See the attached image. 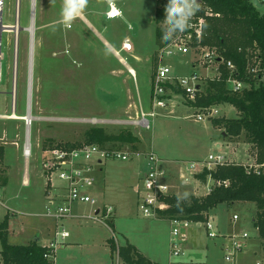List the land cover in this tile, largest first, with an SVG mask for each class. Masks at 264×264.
Returning a JSON list of instances; mask_svg holds the SVG:
<instances>
[{
	"label": "rangeland",
	"instance_id": "obj_1",
	"mask_svg": "<svg viewBox=\"0 0 264 264\" xmlns=\"http://www.w3.org/2000/svg\"><path fill=\"white\" fill-rule=\"evenodd\" d=\"M115 1L117 4L119 1L124 2L123 8L119 6L123 9V18L114 21L107 20V23L119 34V41L129 38L138 49L132 55L137 54L143 59V74L140 78L137 73L132 81L134 84L138 81V86L143 89L146 99L150 101V91L158 68L154 67L156 31L157 28L163 29L164 27L163 23L156 24L155 12L157 6L163 7L167 2L166 0ZM35 6L33 77L31 93H29L32 41L27 29L31 26L34 6H32V0H20V22L23 30L20 32L18 49L15 110L17 116L26 117L29 99L32 100L30 119L32 124L29 139L32 150L27 166L31 181L29 188L22 187L20 182L25 169L22 146L29 136L27 123L24 120L0 119V149L4 152L0 156V194L2 197L0 224L6 218L8 219L9 244L28 245L37 242L40 238V244L49 246L51 242H55L57 228L62 226L70 237L65 241H60L61 244L58 245L57 253L54 255L56 263L66 258L65 264H122V260L117 257L118 254L111 252V241H114L117 246H123L126 243L133 244L142 254L159 264L176 261L171 258L172 226L169 220L146 218L139 209L138 196L133 187L137 185L136 183L147 168L143 165L141 155L127 162L104 160L102 171L96 167L93 175L99 184L102 182L100 187L105 184L103 180L107 182L108 189L105 194L115 201L116 211L110 220L105 221L107 225L103 224L104 222L90 220H84L82 225H78L79 221L75 219L69 220L68 218L57 223L44 216L46 207L44 174L46 176V173L43 171L42 162L46 158V150L58 144L81 142L85 131L93 127H102L109 134H119L122 129H130L140 139V143L136 145L137 149H134L132 145L123 146L119 143H109L103 146L126 147L135 153L141 152V154L153 151L160 158L197 157L205 160L210 154L217 155L221 152L229 163L243 164L245 167L257 166L259 165L257 151L253 149L245 136L231 139L230 143H225L224 149L218 150L216 147L217 142L224 140L222 138L224 129L213 128L215 127L214 120L240 118L238 111L230 104H223L218 107V117H207L206 121L198 123L191 117L186 119L185 109L192 110L194 114L199 112L191 108L190 98L181 95L178 98L173 96L172 106L174 107L169 113L158 110L159 116L150 118L152 121L150 130L138 129L136 125L134 126V122L140 119V113L139 115L137 112L124 114L117 109L123 105L125 97V89H119L118 101L113 103L115 109L111 108L114 111L107 108L109 111L105 112L106 104L99 102V98L101 96L108 98L106 90L115 88L114 82H117V78L121 80L119 74L115 73L117 75L114 76L109 73L111 68L123 69L119 64L120 61L99 45L98 41L92 40L91 36L82 34L78 29V23L72 22L70 28L64 29L60 23L62 0H54V2L53 0H36ZM87 6L92 7L94 15L98 17L106 4L103 0H89ZM261 11L264 13V8ZM15 13L16 0H5L3 20L6 25L15 24ZM13 37V34L7 32L2 35L6 81L0 94L1 115L13 114L12 68L16 59ZM97 49L107 57V61ZM120 55L130 66L134 65L133 58H130L129 54L121 52ZM147 58H151V61L145 69L149 64L146 63ZM199 58V54L192 57H166L163 64L171 67L174 74L191 75L200 73L199 67L192 66L200 63ZM180 60H183V65L179 63ZM214 68L211 66L208 69H202L201 73L209 75V79L202 80L203 92L200 91V93L204 94L206 91L209 82L207 80L217 75ZM136 71L138 72L137 69ZM126 75H124L125 78ZM178 105L181 107L178 108ZM138 107H140L139 102ZM192 136L195 140L194 144L190 143ZM259 168L261 167H257V170ZM192 173L193 171L191 172L188 168L184 169L186 177L192 178ZM55 179L60 185L62 184L58 178ZM209 186L212 188L213 182H210ZM205 187L202 184L194 189L181 187L180 195L184 196L187 193L189 196L195 193L196 196H202L206 193ZM91 195L96 197L93 192ZM96 199L98 200V197ZM77 205H84L82 209L86 206L91 207L87 204ZM83 211L81 210L82 213ZM92 211L93 209L87 215L92 214ZM210 214L220 235H226L220 228L221 221L224 224L225 221L232 222L234 215L239 216L238 225H241L239 233L249 235L244 252L236 256V264L239 262L241 264H256L257 262L264 264V241L258 238V232L253 225V218L256 215L255 204L237 205L231 209L225 205H219ZM181 232L185 233L188 238L184 245L186 255L181 259L182 262L199 261L208 264H222L224 256L230 251L229 242L221 238L208 239L206 230L199 228L197 224H191L188 229L181 228ZM221 241L222 247H217ZM68 242H72L74 247L62 251L61 249L69 245ZM0 250H2L1 240Z\"/></svg>",
	"mask_w": 264,
	"mask_h": 264
},
{
	"label": "built area",
	"instance_id": "obj_2",
	"mask_svg": "<svg viewBox=\"0 0 264 264\" xmlns=\"http://www.w3.org/2000/svg\"><path fill=\"white\" fill-rule=\"evenodd\" d=\"M260 3L264 5V0H259ZM201 5L200 11L192 18V27L188 30L180 33H176L172 40L160 48L158 59L159 66L157 68L155 81L152 87V104L151 111L144 112L141 110L139 115V120L134 122V126L138 129L150 130L152 128V121L150 118H155L158 115V110H163L168 113V100L171 98L170 93L175 94L174 88H179L182 91V95L190 98L194 102L198 93L201 91V81L202 77L199 73H193L192 75L176 77L173 75L171 67L164 65L163 61L166 57H186L193 55H200L198 66L202 68L215 67L217 75L210 80H223V70L222 66L228 71V78L226 80L228 89L232 93H242L245 90L251 88V81L258 84L260 72H262L261 59L259 57H254L249 61L247 66L246 75L243 79L238 77V69L234 63L231 61H225L221 58L219 51L216 48H211L209 46L203 45V39L205 34V19L206 17L219 16L213 13L202 1L199 0ZM36 0H32V16H31V26L27 29L31 36V50L34 48V38H35V6ZM5 8V0H0V36L2 40L3 33L7 32L13 34V41L15 44V60L12 68V112L15 114L16 110V90H17V76H18V49L20 42V32L23 30L21 28L20 22V0H16V13H15V24L6 25L3 20ZM108 11L106 16L109 20H116L122 17V11L115 2V8L111 9L108 4ZM115 13V14H113ZM3 41V40H2ZM0 41V94L6 81V75L4 72V58L5 55L2 51L3 43ZM124 50L132 51L133 46L130 42L123 45ZM220 60V61H218ZM197 61V60H196ZM32 74V75H31ZM30 76L33 77V68ZM32 77L29 82V86L32 83ZM30 79V77H29ZM209 79V78H208ZM210 80H207L210 82ZM178 96V95H177ZM170 97V98H169ZM219 106H211L207 108L197 109L196 107H191L193 109L199 110V112L190 113L191 118L195 119L196 122H204L207 117L215 118L219 115ZM32 110V100L29 99L27 105V115L18 120H24L27 123V128L30 130L32 121L31 111ZM205 111V112H202ZM30 118L28 119V117ZM0 119H11L10 115H1ZM28 134V133H27ZM17 147L19 144H16ZM23 147V155L26 159L31 157V147L29 142V136H27L25 144ZM144 155L147 161V169L142 177L141 184L137 188V193L139 195V209L144 217L151 219H158L160 212H163L169 208L166 199L170 197L179 196L180 193L175 192L172 185V175L169 172V168L166 166V162L159 158L153 151L147 152L145 154L135 153L134 151L126 147H105L98 144H81L77 147H68L65 144H58L56 146L49 147L46 150V158L43 161V169L46 173V179L49 183L58 180L64 182L67 191V200L64 204H58L54 199L49 198L48 203L45 207L44 216L53 219L57 223L70 218L73 216V206L76 204H87L92 207L93 211L90 215H84L81 217L82 220H90L92 222L105 223L106 220H110L114 214V207L112 206H101L99 201L94 198L90 193L89 189L95 184L94 171L96 167L98 170L103 165L104 160H115L121 162L131 161L134 157ZM226 156L223 154L211 155L207 160L202 162H189L187 163V168L193 173L191 174L192 179H195L196 173H200L205 169L212 170L218 166H223L227 164ZM249 171H253L259 174V165L246 166ZM201 168L200 172L197 170ZM197 176V175H196ZM181 181L185 185H190V178L182 175L180 177ZM199 180V179H198ZM212 182L211 178L208 179L206 187V193L204 196L212 192V188L209 183ZM214 184V183H213ZM200 185V184H199ZM218 186L224 185L228 187L229 183L219 182ZM195 194V193H194ZM0 194V202L2 201ZM232 221L238 223L239 216L234 215ZM171 229V264H208L201 262H182L181 259L186 255L184 252V245L187 242V235L181 232V228L188 229L191 224H197L199 228H204L207 232L208 239H224L229 242L230 251L226 253L223 259V264H236V256L244 251L249 235L247 233L240 234L239 232L220 235L218 227L216 226L213 219L209 218L207 222H197L193 223L187 220H180L178 218L172 219L170 221ZM107 225V224H106ZM70 234L65 230L64 227L57 228L55 232V242H51L48 246L50 253L46 258H53L57 250L60 241L67 240ZM256 264H263L257 262Z\"/></svg>",
	"mask_w": 264,
	"mask_h": 264
},
{
	"label": "trees",
	"instance_id": "obj_3",
	"mask_svg": "<svg viewBox=\"0 0 264 264\" xmlns=\"http://www.w3.org/2000/svg\"><path fill=\"white\" fill-rule=\"evenodd\" d=\"M213 13L219 16L206 17L203 45L216 48L221 58L231 61L238 69V77L246 75L249 61L259 57L262 64L258 84L251 81V88L242 93H232L227 86L228 71L222 66L223 80H210L206 91L198 93L196 101H190L192 107L207 108L230 104L239 113L240 118L234 120H214L216 128H223L222 138L229 140L245 136L257 151V162L261 167L259 174L249 171L243 164L234 162L218 166L212 170L205 169L197 174L203 186L211 178L214 188L204 196L194 194L173 196L166 199L169 208L160 212L158 219L171 221L178 218L193 223L207 222L209 214L219 205L228 209L237 205L253 203L256 205V215L253 225L258 232V238L264 241V13L254 5V0H200ZM167 5V4H166ZM158 7L155 17L156 24H162L165 19V7ZM162 28H157L156 45L164 47L167 42L161 41ZM158 54L154 55L155 69L158 67ZM175 94H182L179 88H174ZM112 144L136 145L140 139L130 129H122L119 134H109L102 127H93L85 131L83 140L75 144L66 143L68 147L81 144ZM0 149V156L3 155ZM219 182L229 183L228 187ZM8 219L0 224V240L2 250L1 264H54L53 258H46L50 253L48 247L37 242L28 245H11L8 242ZM112 254L117 253L124 264H157L142 255L131 245L117 246L111 241Z\"/></svg>",
	"mask_w": 264,
	"mask_h": 264
},
{
	"label": "crops",
	"instance_id": "obj_4",
	"mask_svg": "<svg viewBox=\"0 0 264 264\" xmlns=\"http://www.w3.org/2000/svg\"><path fill=\"white\" fill-rule=\"evenodd\" d=\"M103 1L106 4V7L108 8V2H107V0H103ZM166 2L168 3V0H166ZM117 5H118V7L120 6L121 8H123L124 2L119 1V4H117ZM158 5H159V1H158ZM106 7H104L105 9H103L102 11H100V15L97 17V16L94 15V9L92 7L87 6V8L84 10V12L73 21V23L75 22V24L76 23L79 24L78 29L81 30L82 34L88 35V37L91 36L90 38L92 40L98 41V44L101 45L103 48H105L109 52L110 55H113L118 61H120L119 64L123 67V69H117V68H115V69L114 68L109 69V73L111 75H114L115 76V75L119 74L121 76V80L117 78V82H114L115 88H113L111 90H106V92H107L106 95H107L108 98H106L104 96H101L99 98V102L106 104L105 112L106 111H109L108 109H111V108L115 109V107L113 106V103H116L118 101L117 100V97H119L118 96V92H119L118 90L119 89L120 90L121 89H125V97H124V100H123V105H121L119 108L116 107L118 110H120L121 112H124V114L125 113L131 114V113L137 112L138 115L141 112V110L144 111V112H150L151 111L152 98H153L152 97V88H151V91H150L151 92L150 93V97L151 98H150V101H149V100L146 99V97L144 95L143 89H141L140 86H138V84H139L138 81H136L135 84L132 81V78L135 77L137 73L139 74V77L141 78V75L143 74V72H142V70H143V68H142L143 59L139 55H137V54L132 55L137 48L135 47V45L132 44L131 39L124 38V40L119 41V37H118L119 34H117L114 31L115 29H112V27H110L109 24L107 23V20L108 21H114V20H109L107 18L106 13H107V11H108L109 8L106 10ZM158 7L159 6H157V9H158ZM262 8H264V5L262 6ZM157 9H156V12H157ZM122 10L123 9H121V11ZM156 12H155V17H156ZM123 14H124V12L122 11V17L121 18H123ZM116 20H118V19H116ZM64 29H66V28H64ZM127 41H129L132 44V46H133L132 51H126V50H124L123 44L125 42L127 43ZM98 50L99 49H97V51ZM159 50L160 49L156 45L154 54L156 52H158ZM137 51H138V49H137ZM121 52H126L127 54H129V57L130 58L131 57L133 58V61H134L133 64L134 65L130 66L126 62V60L120 55ZM98 53H100L103 58L105 57V60L107 61V57L105 55H103L101 51H98ZM186 57H192V55L191 56H186ZM147 60H148V62H146V63H149L151 61V58H147ZM104 63L108 64L105 61H104ZM179 63L181 65H183L184 62H183V60H180ZM149 65H150V63L147 64V66L145 67V69H147V67ZM133 66L138 70V72L136 71V69ZM192 66L194 68L195 67H199V71H200L199 74L201 75L203 81H205L209 77V75H207V74L204 75V74L201 73V71L203 69L202 67L198 66L197 64H193ZM115 73H117V74H115ZM124 75H126L127 77L125 78ZM173 75L176 76V77L187 76V75H177V74H174V73H173ZM204 76H205V79H204ZM152 87H153V84H152ZM200 88H201V91H202L203 90L202 83H201ZM169 95H170L171 98L169 97L170 99L168 100V104H169L168 113L174 107V106H172L173 96H175L177 98L180 95L183 96L182 94H178V96H177V94H173V93H170ZM136 97H138V98H136ZM138 102L140 103V107H138ZM180 107L181 106H179L178 108H180ZM113 109H111L112 112L114 111ZM191 112H192V110L185 109L186 119L187 118H190L189 116H190V113ZM15 116H16V113H15ZM22 117L23 116H19L18 119H21ZM18 119H13L12 118V120H18ZM213 128H216V127H213ZM216 129H220V128H216ZM30 131L31 130H29V134H28L29 135V139H30ZM186 135H187V133H186ZM194 142H195V140H194V138L192 136L190 138V143L191 144L192 143L194 144ZM230 142L231 141H229V140H220L219 142H217L218 144H216V147H217L218 150L224 149L225 143H230ZM30 146H31V140H30ZM31 150H32V147H31ZM220 154H221V152H220ZM23 157H24V155H23ZM161 159L166 162V166L169 168V172L172 175L171 182H172V185H174L173 188H174L175 192L181 193V187H191V188L194 189V187L198 186L199 184H202V182L200 180H198L197 177H196L197 173L195 175V179L194 178L193 179L190 178V182H191L190 185H185L181 181L180 177L182 175H184V169L187 168V163H189V162H202V161H205L207 159L203 160V159H199L197 157L187 158V159H180L179 157L178 158H176V157L175 158L174 157H164V158H161ZM24 160H25V165H24L25 169H24V173H23V176H22V180L20 182H21V186L22 187L29 188L31 186V181L29 179V171L27 169V166H28V160H30V159H26L24 157ZM142 162H143V165L145 167H147V161L144 158V155L142 156ZM42 164H43V162H42ZM43 165H42V167H43ZM102 168H103V166H101L99 170L102 171L103 170ZM43 171H44V169H43ZM200 171H201V168H199L197 170V172H200ZM145 172L142 174L141 178L136 183L137 185H135L133 187L134 188L133 190H134L135 194H137V196H138V203H139V195H138V193H137L136 190L139 187V185L141 184L142 177L145 174ZM44 177H45V182H46L45 183V188H44V198L46 199L45 200L46 201V205L48 203L49 198L54 199L55 202L58 203V204H64V203H66V200H67V196L68 195H67V191H66L64 182H62V181L59 180V182H62L61 185L56 180L54 182H52V183H49L47 181V179H46L45 174H44ZM95 179H96L95 180V184L89 189V193L92 191L93 192V195L96 196L94 198H97L98 197L99 204L101 206H105V205L112 206V207H114V210L116 211V206H115V203H114L115 201H113L112 199H110L109 197H107L106 194H105L106 191H107V189H108L107 182L105 180H103V182L105 184L100 187V185L102 184V182H101V184H99V182L97 181V178H95ZM177 180H179V182L176 183ZM80 206L81 205H77V204L73 206V216L69 218V220H74V219L75 220H78L79 221L78 225H82V223H83L84 220H82L81 217L84 216L85 214L87 215V213H90L91 212V209H92L91 207H90L91 208L90 209L87 206L85 207V209H82V206H84V205H82L81 208H79ZM81 210H84L83 213L81 212ZM238 224H239V222L238 223H235L233 221L230 222V220H229V222L228 221L227 222L225 221V224L221 221L220 228L222 230H224V233L226 235H229V234H233V233H236V232H239L240 231L241 225H238ZM170 235H171V233H170ZM37 242H39L38 244L41 245V246L48 247V244H40V238L38 239ZM170 242H171V238H170ZM68 244L69 245L67 247H65V248H63L61 250L62 251H65L69 247H74V245H73L72 242H68ZM127 244H130V243H126L125 245H127ZM131 245H133V244H131ZM222 245L223 244H222V241H221L219 243V245L218 246L216 245V246L217 247H222ZM133 246H135V245H133ZM0 252H1V250H0ZM139 252L141 253L140 250H139ZM254 253L257 254L256 252H254ZM142 255H144V254H142ZM117 257L119 258V256H117ZM146 258H148V257H146ZM148 259L151 260L154 263H157L156 261H154V260H152L150 258H148ZM66 261L67 260L65 258L64 260H62V261L59 260L58 263H56L55 262V258H54V264H65ZM184 262H186V261H184ZM189 262H199V261H189ZM1 263H2V257L0 255V264ZM171 263L172 262L170 261L169 264H171ZM122 264H124L123 261H122ZM157 264H159V263H157ZM211 264H213V263H211ZM222 264H223V261H222ZM239 264H241V263L239 262Z\"/></svg>",
	"mask_w": 264,
	"mask_h": 264
},
{
	"label": "clouds",
	"instance_id": "obj_5",
	"mask_svg": "<svg viewBox=\"0 0 264 264\" xmlns=\"http://www.w3.org/2000/svg\"><path fill=\"white\" fill-rule=\"evenodd\" d=\"M88 2L89 0H63L60 23L64 28L71 27L72 22L87 8ZM107 2L111 9L115 8V0H107ZM200 9L199 0H168L165 7L161 41H170L176 33H182L191 28L192 18ZM184 197H187V193L184 194Z\"/></svg>",
	"mask_w": 264,
	"mask_h": 264
},
{
	"label": "bare ground",
	"instance_id": "obj_6",
	"mask_svg": "<svg viewBox=\"0 0 264 264\" xmlns=\"http://www.w3.org/2000/svg\"><path fill=\"white\" fill-rule=\"evenodd\" d=\"M32 68H33V50H31V64H30V73H32ZM32 75V74H31ZM32 77V76H31ZM31 77H30V79H29V82H30V80H31ZM32 82V81H31ZM31 88H32V83L30 84V86H29V93H31ZM11 116V119L13 118V119H17L19 116H15V114L13 113V114H11L10 115ZM28 118H30V116L28 117Z\"/></svg>",
	"mask_w": 264,
	"mask_h": 264
},
{
	"label": "water",
	"instance_id": "obj_7",
	"mask_svg": "<svg viewBox=\"0 0 264 264\" xmlns=\"http://www.w3.org/2000/svg\"><path fill=\"white\" fill-rule=\"evenodd\" d=\"M254 5H255L258 9H261L262 6H263V4H261V3L259 2V0H254ZM0 41H2V40H1V36H0ZM0 54H1V49H0ZM218 61H220V60H218Z\"/></svg>",
	"mask_w": 264,
	"mask_h": 264
},
{
	"label": "snow or ice",
	"instance_id": "obj_8",
	"mask_svg": "<svg viewBox=\"0 0 264 264\" xmlns=\"http://www.w3.org/2000/svg\"><path fill=\"white\" fill-rule=\"evenodd\" d=\"M113 14H115V13H113Z\"/></svg>",
	"mask_w": 264,
	"mask_h": 264
}]
</instances>
